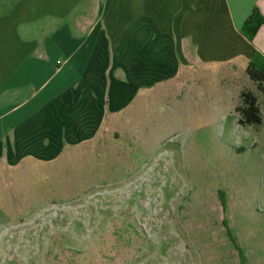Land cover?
I'll use <instances>...</instances> for the list:
<instances>
[{
    "label": "rangeland",
    "instance_id": "1",
    "mask_svg": "<svg viewBox=\"0 0 264 264\" xmlns=\"http://www.w3.org/2000/svg\"><path fill=\"white\" fill-rule=\"evenodd\" d=\"M194 64L94 139L4 172L0 264H264V121L236 112L264 95Z\"/></svg>",
    "mask_w": 264,
    "mask_h": 264
},
{
    "label": "crops",
    "instance_id": "2",
    "mask_svg": "<svg viewBox=\"0 0 264 264\" xmlns=\"http://www.w3.org/2000/svg\"><path fill=\"white\" fill-rule=\"evenodd\" d=\"M254 8L264 16V0H0V180L94 139L180 66L248 76L264 55V25L242 33Z\"/></svg>",
    "mask_w": 264,
    "mask_h": 264
},
{
    "label": "trees",
    "instance_id": "3",
    "mask_svg": "<svg viewBox=\"0 0 264 264\" xmlns=\"http://www.w3.org/2000/svg\"><path fill=\"white\" fill-rule=\"evenodd\" d=\"M263 25L264 16L258 8H254L242 26V33L249 41H252ZM246 72L250 80L256 84L258 92L264 95V55L262 53L255 54L254 59L248 63ZM240 98L241 105L236 109L239 114L238 123L244 127L261 126L263 117L259 97L251 91H242Z\"/></svg>",
    "mask_w": 264,
    "mask_h": 264
}]
</instances>
